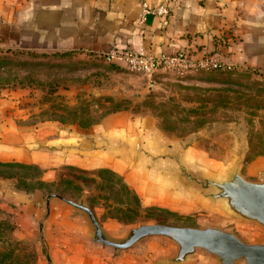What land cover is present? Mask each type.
<instances>
[{"label": "crops", "instance_id": "0c3cea01", "mask_svg": "<svg viewBox=\"0 0 264 264\" xmlns=\"http://www.w3.org/2000/svg\"><path fill=\"white\" fill-rule=\"evenodd\" d=\"M142 1L0 0V55L22 50L102 59L111 49H142L155 56L190 51L264 74V0H146L167 3L171 11L165 18L150 15L145 22ZM109 74L120 94L153 86L157 75L122 67ZM27 94L26 87L0 88V162L37 165L46 183L55 182L65 167L106 169L123 179L143 207L180 215L201 210L179 174L194 151H185L181 140L165 134L154 116L127 107L87 127L55 122L56 130L42 134L28 123ZM44 204L43 192H27L16 178L0 176L2 217L13 225L15 240L36 241L34 264H157L175 252L168 243L152 239L116 253L90 239L83 213L53 199L39 238ZM192 264L214 263L205 258Z\"/></svg>", "mask_w": 264, "mask_h": 264}, {"label": "rangeland", "instance_id": "374dc122", "mask_svg": "<svg viewBox=\"0 0 264 264\" xmlns=\"http://www.w3.org/2000/svg\"><path fill=\"white\" fill-rule=\"evenodd\" d=\"M3 55L5 62L0 68V88L26 87L31 105L28 123L39 127L42 134L56 130L55 122L87 127L109 112L130 107L135 113L154 116L165 134L181 140L185 151L190 148L194 151L191 159L183 160L184 164L180 166L182 179V173L186 176L190 171L195 176L221 177L238 163L249 180L263 178V73L249 69L202 70L179 76L163 70L153 77V86L145 85L130 94H120L114 90L109 72L127 67L107 62L103 57L86 59L73 54H34L22 50ZM36 173L21 170L20 177L23 178L17 179V186L21 189L37 187L35 191L43 192L44 201L50 193L76 201L83 198L85 204L94 209L105 232L115 238L125 236L130 226L159 222L193 227L217 225L235 232L247 243L264 239L262 227L221 216L202 199L200 211L180 215L155 206L138 207L132 195L107 174L92 177L65 167L58 172L53 183L31 184L27 180L24 184L26 177ZM53 201L66 209L80 211L58 198ZM152 239L177 249L174 243L160 237L144 242ZM21 241L23 253L34 250L36 241ZM134 247L139 246L130 248ZM121 251L124 250L116 253Z\"/></svg>", "mask_w": 264, "mask_h": 264}, {"label": "water", "instance_id": "95a60500", "mask_svg": "<svg viewBox=\"0 0 264 264\" xmlns=\"http://www.w3.org/2000/svg\"><path fill=\"white\" fill-rule=\"evenodd\" d=\"M192 172H188L186 176L182 173V176L199 201L202 199L205 205L221 216L253 223L264 229V170L261 171L263 178L259 181L249 180L242 173L239 163L221 177L195 176ZM53 198H58L85 214L90 239L114 251L141 246L149 238L160 237L174 243L177 249L172 255L160 259L157 264H192L205 258L211 259L214 264H264V239L247 243L235 232L217 225L193 227L159 222L141 223L130 226L121 238L112 237L105 232L95 212L85 204L83 198L76 201L58 193H50L45 198L46 213L40 221L41 236Z\"/></svg>", "mask_w": 264, "mask_h": 264}, {"label": "built area", "instance_id": "2783aa9c", "mask_svg": "<svg viewBox=\"0 0 264 264\" xmlns=\"http://www.w3.org/2000/svg\"><path fill=\"white\" fill-rule=\"evenodd\" d=\"M170 6L167 3L151 5L146 0L142 1L141 21L145 22L147 17H168ZM107 62H115L125 65L129 70L153 76L160 71L173 72L179 76H185L202 70H235L234 66L223 61L214 59L210 55H197L190 51H178L174 54L162 53L151 55L142 49H111L103 53Z\"/></svg>", "mask_w": 264, "mask_h": 264}, {"label": "trees", "instance_id": "16d2710c", "mask_svg": "<svg viewBox=\"0 0 264 264\" xmlns=\"http://www.w3.org/2000/svg\"><path fill=\"white\" fill-rule=\"evenodd\" d=\"M4 55H0V68L3 66L5 62ZM72 170L79 171L84 174H89L92 177L98 175L99 177L103 176V174L110 175L112 179H116V184H120L123 189L132 195L135 201L138 203V207L141 206V202L136 193L129 188V186L123 181V179L106 169H99L94 171H87L77 167H69ZM21 170H34L36 171V175L32 177H26L24 179V184H27V180H30L31 184H44L46 182L40 179L42 175V169H40L37 165L26 164L21 162H0V176L16 178L19 181L22 180L23 177H20ZM25 177V176H24ZM93 180H96L95 178ZM35 182V183H34ZM114 182L112 183L113 187ZM37 187L32 186V189H23L27 192L35 191ZM92 208V206H91ZM93 209V208H92ZM94 211V209H93ZM13 225L6 219L2 217V209L0 208V264H34L37 259V254L34 250L29 251V253H23L21 249L22 241L15 240L12 237ZM31 252V253H30Z\"/></svg>", "mask_w": 264, "mask_h": 264}]
</instances>
